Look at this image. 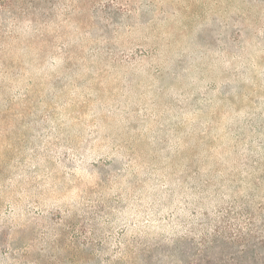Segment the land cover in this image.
Wrapping results in <instances>:
<instances>
[{
  "label": "rangeland",
  "instance_id": "obj_1",
  "mask_svg": "<svg viewBox=\"0 0 264 264\" xmlns=\"http://www.w3.org/2000/svg\"><path fill=\"white\" fill-rule=\"evenodd\" d=\"M0 264H264V0H0Z\"/></svg>",
  "mask_w": 264,
  "mask_h": 264
}]
</instances>
